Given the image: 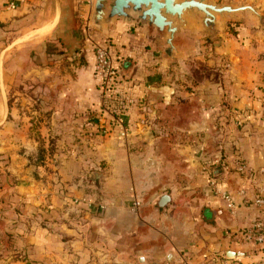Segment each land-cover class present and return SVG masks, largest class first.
I'll list each match as a JSON object with an SVG mask.
<instances>
[{
    "label": "crops",
    "instance_id": "0c3cea01",
    "mask_svg": "<svg viewBox=\"0 0 264 264\" xmlns=\"http://www.w3.org/2000/svg\"><path fill=\"white\" fill-rule=\"evenodd\" d=\"M95 1L0 0V264H200L240 250L264 194V36L250 19L231 31L237 15L216 44L195 22L172 65L167 36L122 19L101 29ZM98 44L121 70L105 107Z\"/></svg>",
    "mask_w": 264,
    "mask_h": 264
},
{
    "label": "water",
    "instance_id": "95a60500",
    "mask_svg": "<svg viewBox=\"0 0 264 264\" xmlns=\"http://www.w3.org/2000/svg\"><path fill=\"white\" fill-rule=\"evenodd\" d=\"M246 11L255 14L260 24L264 25V17L255 5H235L230 0H96L94 21L101 29H107L114 19L134 21L150 31L156 29L159 34L167 36L164 46L174 65L177 63L174 39L180 27H191L199 22L206 39L219 44L222 42V37L218 35L220 25L226 27L229 18ZM189 19L194 23H190ZM170 201L171 197L163 194L157 204L164 208ZM227 255L239 257L244 253L230 251Z\"/></svg>",
    "mask_w": 264,
    "mask_h": 264
},
{
    "label": "built area",
    "instance_id": "2783aa9c",
    "mask_svg": "<svg viewBox=\"0 0 264 264\" xmlns=\"http://www.w3.org/2000/svg\"><path fill=\"white\" fill-rule=\"evenodd\" d=\"M95 55V77L99 81V90L104 107L110 105V97L116 93L118 84L120 83L121 70L117 64L116 59L113 57L110 48L105 45L98 44L94 49ZM119 124L123 133H126L123 119H119ZM235 167L239 172L247 174L250 179L256 176V170L237 159ZM212 185H216L212 182ZM225 199L226 206L231 215L237 214V203L230 193H222ZM259 209L258 217L246 227L240 239L242 242L252 246H264V194L262 192L256 196L254 200Z\"/></svg>",
    "mask_w": 264,
    "mask_h": 264
},
{
    "label": "rangeland",
    "instance_id": "374dc122",
    "mask_svg": "<svg viewBox=\"0 0 264 264\" xmlns=\"http://www.w3.org/2000/svg\"><path fill=\"white\" fill-rule=\"evenodd\" d=\"M230 2L235 5H240V4L255 5V7L261 12L262 16L264 17V0H232ZM237 15H241V16H239V18H237L236 20L229 22L231 31L233 30L236 24L239 25V23L243 22V20L248 21L250 19L253 20L252 23L256 25L253 27L257 29L264 36V25L260 24V21L255 14H253L250 11H246L244 12V15L243 13ZM240 246H241L240 250L237 251L243 252L244 253L243 256L229 257V256H223L224 254L220 253V257H221L220 259L215 258L211 260V262L209 260V262L204 261V262H200V264H264V254L260 253L263 249L260 246H252L248 244L240 245ZM174 264H193V263L188 259L183 258L180 261L177 259L176 262H174Z\"/></svg>",
    "mask_w": 264,
    "mask_h": 264
}]
</instances>
